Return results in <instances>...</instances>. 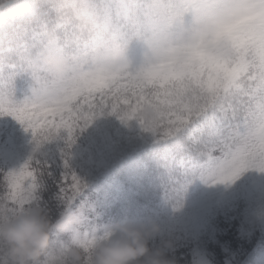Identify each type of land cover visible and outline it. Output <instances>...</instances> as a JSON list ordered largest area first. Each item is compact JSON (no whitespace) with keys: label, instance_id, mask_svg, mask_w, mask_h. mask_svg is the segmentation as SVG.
Here are the masks:
<instances>
[{"label":"clouds","instance_id":"9594fccd","mask_svg":"<svg viewBox=\"0 0 264 264\" xmlns=\"http://www.w3.org/2000/svg\"><path fill=\"white\" fill-rule=\"evenodd\" d=\"M4 2L0 0V5ZM96 2L46 0L54 18L76 28L77 39H84L89 51H69L56 43L53 32L48 33L47 42L26 49L19 58L32 81L28 98L62 96L89 74L87 56L93 62L101 59L121 67L153 68L172 86L186 90L185 100L195 104L209 90L224 86L230 75L224 62L213 57L211 63L219 70L209 76L205 67L208 52L227 45L234 51L254 50L264 58V27L238 23L240 17L224 20L220 13L233 7L226 0H119V18L114 15L111 22L94 13ZM130 44L142 49V59L136 65L127 58ZM9 85L6 81L0 98H9ZM163 118L160 108L146 104L132 120L155 130ZM46 156V145L34 139L31 157ZM208 178L216 183L225 181L222 169H214ZM62 204L54 215L41 198L12 201L0 194V264H176L169 256L172 240L152 247L162 232L155 219L117 221L102 232L90 231L85 228L84 210L74 208V200ZM64 235L69 239L54 245V238Z\"/></svg>","mask_w":264,"mask_h":264},{"label":"snow or ice","instance_id":"6c2138e0","mask_svg":"<svg viewBox=\"0 0 264 264\" xmlns=\"http://www.w3.org/2000/svg\"><path fill=\"white\" fill-rule=\"evenodd\" d=\"M226 2L233 7L220 13L224 20L240 17L238 23L264 27V0ZM118 3L119 0H97L93 11L111 22L114 15L119 18ZM32 19L35 23L28 30L31 42H25L24 51L47 42L49 32L55 34L56 43L65 45L69 51H89L87 42L77 39L76 28L54 18L46 0L37 3ZM23 52L4 63L0 70L7 69L11 74L23 70L24 61L19 58ZM206 55L209 76L219 70L218 65L211 63L213 57L224 62L230 75L224 86L209 90L195 104L185 100L186 90L172 86L166 76L153 68L121 67L101 59L93 62L85 56L89 74L62 96L50 98L38 94L20 103L0 98V114L13 115L25 125L26 131H31L34 139L45 145L66 132L70 146L76 130L86 127L104 109L129 121L146 104H152L162 110L164 118L157 129L145 131L170 139L185 129L192 131L190 126L197 127L200 135L194 143L198 154L207 157V168L222 169L225 181L247 169L264 172V58L254 50L234 51L227 45H219ZM229 63L231 68L227 67ZM62 159L64 171L59 195L62 201L71 203L84 183L71 168L70 154L62 153ZM51 169L52 163L46 157H30L19 168L0 170V194L12 201L41 198L46 178L53 176Z\"/></svg>","mask_w":264,"mask_h":264},{"label":"trees","instance_id":"16d2710c","mask_svg":"<svg viewBox=\"0 0 264 264\" xmlns=\"http://www.w3.org/2000/svg\"><path fill=\"white\" fill-rule=\"evenodd\" d=\"M39 2L41 0H19L0 12L1 48H4L6 41L30 38L28 30L35 23L32 17ZM19 85L22 87L23 82H19ZM190 127L193 129V126ZM29 132L26 131L31 154L34 139ZM191 132L185 129L175 138L161 139L145 131L135 120L123 125L122 137L114 144L96 133L90 138L88 152L82 146L81 128L76 130L70 146L67 133L62 132L56 140L46 145V158L52 163L53 176L46 178L40 192L42 202L53 210L54 215L63 207L59 195L60 176L64 171L62 153L70 154L71 168L84 183L74 199L73 207L84 210L85 228L90 231L91 227H98V223L94 222L100 221L108 212H116L124 206L140 210L150 205L153 196L162 202L157 185L162 177L172 173L175 165L172 162L178 163L179 159H183L182 163L188 165L191 161H207L206 156L198 154L190 139ZM103 158L104 166L96 170V164ZM0 170L8 171L1 158ZM247 205L246 201L237 199L218 209L195 242L198 245L193 244L194 240L178 237L172 230H166L152 241V247L159 246L162 240H172L174 248L169 256L176 264H195L196 248L201 249L210 264H253L264 252V228L251 216ZM167 233L172 236L164 237ZM67 239V235L54 238V245Z\"/></svg>","mask_w":264,"mask_h":264},{"label":"rangeland","instance_id":"374dc122","mask_svg":"<svg viewBox=\"0 0 264 264\" xmlns=\"http://www.w3.org/2000/svg\"><path fill=\"white\" fill-rule=\"evenodd\" d=\"M2 11L3 9L0 8V12ZM26 41L31 42L30 38L23 41L16 39L15 43L9 40L4 43V48H1L3 44H0V67L22 53ZM142 55V49L138 44L129 45L127 58L130 64H138ZM6 81H10L9 99L16 103L24 101L31 95L32 81L23 70L15 74H11L7 69L0 70V93L6 90ZM19 82H23L22 87ZM133 121L135 120L124 121L117 114H112L110 109H104L86 127L81 128L82 146L88 152L90 138L96 133L114 144L122 137L123 125ZM199 135L200 130L193 126L190 135L193 143L199 139ZM27 138L24 124L11 114H0V158L7 170L19 168L29 160L31 154ZM104 161L105 158L96 164V170L102 169ZM182 161L183 159H179L178 163L172 162L175 163L172 173L162 177L160 179L162 181L157 185L162 202L158 197L153 196L150 205L139 208L140 210L124 206L116 212H108L100 221L94 222L98 223V227H91L92 231L102 232L117 221L155 219L161 224L162 232L172 230V233L178 234V237L194 240L193 244L198 245L195 242L199 240L210 217L218 209L237 199L247 202L251 216L255 217L260 227L264 228V172L247 169L227 181L216 183L208 178L214 169L206 167L207 161L203 163L191 161L188 165H184ZM163 236L172 235L167 233ZM194 256L195 264H210L200 248L195 249ZM253 264H264V252Z\"/></svg>","mask_w":264,"mask_h":264}]
</instances>
